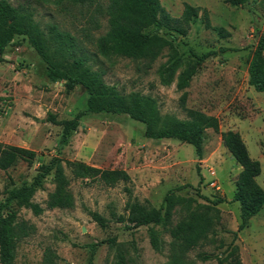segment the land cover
I'll return each mask as SVG.
<instances>
[{
	"label": "rangeland",
	"instance_id": "1",
	"mask_svg": "<svg viewBox=\"0 0 264 264\" xmlns=\"http://www.w3.org/2000/svg\"><path fill=\"white\" fill-rule=\"evenodd\" d=\"M7 1L48 40L51 52L56 48L48 35L51 27L70 34L76 43L74 55L86 57L85 66L100 72L104 82L121 96L152 101L160 120L187 121L185 110L192 109L217 118L220 130H205L202 159L198 160L191 145L176 139H148L143 123L128 115L102 112L84 116L69 143L59 148L62 126L48 121V116L54 115L57 121L73 118L86 108V93L80 86L67 91L63 82H49L46 65L26 37H16L0 55V143L32 150L35 157L31 165L18 162L6 171L0 170V203L9 190L24 181L30 183L38 166L53 157L63 160L64 167L65 161H80L100 169L124 170L130 182L107 187L99 182L72 180L69 188L74 207L48 210L45 201L54 183L53 174L47 176L32 197L45 209L40 215L11 205L28 231L17 244L13 264H43L46 251L55 264H88L92 244L97 245L92 264H165L167 250L158 253L152 249L149 227L133 228L127 222H118L117 217L127 214L129 195L125 188L130 190L131 200L158 208L168 191L183 186L176 193L201 204L206 203L204 198L226 200L218 205L221 220L213 242L189 252V260L218 264L217 257H224V250L233 245L241 264H264V207L234 238L240 206L232 198L241 167L222 145L220 134L233 131L240 135L250 158L260 164L256 181L264 190V92L248 84L256 38L264 34V0H247L240 6H231L225 0H160L173 18L180 17L185 3L200 8L186 36L173 32L178 36L174 40L156 25L145 30L147 34H165L181 55L182 65L168 83L164 82L166 76L159 74L168 59L167 51L150 64L97 53L96 40L108 29V0L84 4ZM203 11L209 29L203 23ZM218 28H224L229 36L220 37ZM188 49L197 54L216 53L201 62L188 87L179 90V74L194 63ZM65 172L68 175V169ZM187 213L186 207H176L173 224ZM93 214H98L104 225ZM203 256L208 257L203 260Z\"/></svg>",
	"mask_w": 264,
	"mask_h": 264
},
{
	"label": "trees",
	"instance_id": "2",
	"mask_svg": "<svg viewBox=\"0 0 264 264\" xmlns=\"http://www.w3.org/2000/svg\"><path fill=\"white\" fill-rule=\"evenodd\" d=\"M38 1L54 4L64 1L84 4L92 0ZM246 1L225 0L231 6H240ZM199 12L200 8L185 3L180 17L173 18L161 6L160 0H108L105 8L108 29L96 40L97 53L105 58L116 56L150 64L156 61L163 51H167L168 59L166 64L161 66L159 74L165 75L164 82L168 83L182 65L181 55L174 46L173 40L166 38L165 34H147L145 30L156 25L164 28L166 34L174 36L172 38L176 40L180 35H187L190 22ZM203 15V23L209 29L210 23L206 11H203ZM216 31L222 38L229 36V32L224 28H218ZM173 32L178 36L175 37ZM48 35L50 41L56 44L52 52L48 40L41 33L35 32L7 0H0V55L16 37H26L46 65L45 77L49 82H63L67 91L80 86L86 93V108L73 118L57 121L54 115L48 116V121L62 126L58 140L59 148L69 143L84 116L105 112L128 115L131 119L143 123L144 135L148 139H176L191 145L198 160L202 159L205 130L220 132L217 118L186 109L187 121L174 118L160 120L152 101L135 95L121 96L114 86H108L104 82L100 72L85 66L86 57L74 55L76 43L73 36L68 33H58L53 27L50 28ZM188 53L194 59V63L179 74L177 80L179 90L188 87L197 66L216 52L197 54L188 49ZM248 77V84L255 91L264 92V34L256 38L248 65ZM220 134L222 145L241 167L235 180V194L232 198V201L238 202L240 206V223L234 232L236 238L237 234L247 227L248 220L256 216L264 207V190L256 181L261 168L258 161L250 158L238 133L227 131ZM34 157L35 153L32 150L0 143L2 171L8 170L18 162L31 165ZM65 169H68V175ZM50 174H53L54 189L45 201V209L48 210L74 207L73 195L69 188L72 180L86 181V184L99 182L107 187H114L120 182H130V177L124 170L100 169L80 161H65L64 167L63 160L53 157L48 163L39 165L30 183L24 181L19 187L12 188L8 191L4 202L0 203V264L14 263L17 244L28 235L25 222L18 221L17 213L11 205L14 203L20 208L30 210L35 216L40 215L45 209L33 202L32 197ZM183 187L168 191L158 208L149 207L138 200H131V192L125 188L129 195L125 205L127 214L117 217L118 222H127L133 228L149 227V243L152 249L158 253L167 250L165 264H194L188 259L189 252L213 242L221 220L218 205L226 201L222 197H215L213 200L204 198L206 203L201 204L191 197L178 195L176 192ZM178 206L186 207L188 213L173 224L174 210ZM93 217L99 224L104 225L98 214H93ZM163 236H167L169 240L165 241ZM96 247V244L90 245L91 256L88 264H92ZM224 252L227 253L224 257H217L218 264H241L236 247L230 245ZM207 257L203 256L201 259ZM43 264H55L52 254L48 251L44 253Z\"/></svg>",
	"mask_w": 264,
	"mask_h": 264
}]
</instances>
